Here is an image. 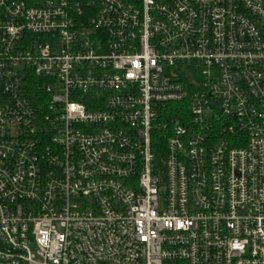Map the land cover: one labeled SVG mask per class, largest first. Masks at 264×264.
<instances>
[{
    "label": "built area",
    "instance_id": "obj_1",
    "mask_svg": "<svg viewBox=\"0 0 264 264\" xmlns=\"http://www.w3.org/2000/svg\"><path fill=\"white\" fill-rule=\"evenodd\" d=\"M0 264H264V0H0Z\"/></svg>",
    "mask_w": 264,
    "mask_h": 264
}]
</instances>
